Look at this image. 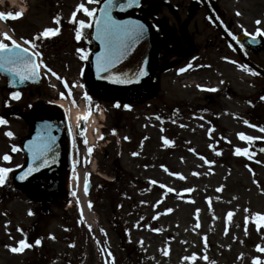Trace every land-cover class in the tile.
<instances>
[{
    "label": "rangeland",
    "instance_id": "374dc122",
    "mask_svg": "<svg viewBox=\"0 0 264 264\" xmlns=\"http://www.w3.org/2000/svg\"><path fill=\"white\" fill-rule=\"evenodd\" d=\"M19 1L23 13L17 8L10 10L6 2L0 7L6 14L8 10L21 12L12 24L1 23L0 33L10 30L17 40L21 37L31 39L45 27L57 26L53 18L59 14L61 32L55 37L38 40L37 44L42 49L44 62L69 84L66 88L62 81L49 74L58 82L59 94L63 92L64 98H71L68 93L72 83L82 82L87 77V63L79 59L72 44L74 23L70 22L71 14L81 0ZM220 7L228 13L246 8L250 11L246 13L248 22L253 16L262 19L261 28L264 29V15L260 13L264 4L258 0H228L220 2ZM76 19L87 20L88 17L80 11ZM42 78L40 87L30 90V97L23 94V102L31 104L35 99L40 102L52 99L49 80L45 75ZM3 84L0 79V86ZM182 84L175 81L172 72L165 73L161 77L159 94L153 101H138L136 95L111 91L102 94L101 100L100 94H96L92 98L94 106L86 102L89 113L100 109L104 119L100 123V139L93 141L90 154L81 135L75 140V158L79 161L75 172L79 179L74 181L88 174L92 188L85 195L88 202L93 203L87 208L91 224L79 219L81 209L77 204L68 209L66 216L67 224L76 235L74 251L79 264H209L203 259L205 255L216 264H252L255 256L264 261V253L255 247L257 244L264 246V225L257 231L252 219L256 212L264 214V156L253 152L249 142L240 140L237 135L244 132L264 137V132L248 127L243 117H221L218 129L211 133L205 114L190 117L180 108L179 115L172 117V106L179 107L184 101V94L177 93L182 90ZM117 103L120 107H130L115 108ZM255 118L246 120L250 124H259L264 121V114L261 119ZM5 130H11L14 136L7 138L3 134ZM24 133V125L10 119L9 125L0 133V157L9 154L11 145L16 144L15 139ZM91 134L93 138L96 136L94 129ZM162 137L170 139L172 144L166 145ZM254 142L264 144V139ZM237 147L249 148L252 158L235 154ZM80 148L84 149L82 155ZM133 152L138 154L132 155ZM13 153L12 160L7 163L0 159V166L17 168L22 156ZM205 160L214 163H205ZM92 163L105 178L90 172ZM151 180L157 183L152 184ZM167 188L174 191L168 192ZM187 188L193 191L185 192ZM1 194L0 189L2 202ZM169 208L173 211L167 212ZM35 210L16 194H12L5 205H0V264L25 263V251L13 253L6 245L18 246L27 224H32L35 219ZM230 210L234 215L229 220L227 213ZM30 211L32 214L28 216ZM246 216L249 217L247 235ZM6 222H10L7 230ZM48 224L43 242L51 250L66 253L69 239L62 231L58 232L63 229V224L58 221L51 224L47 219ZM18 227L22 231H18ZM156 228L162 231L152 230ZM53 236L57 243L51 240ZM192 253L197 254L195 261L183 260ZM53 264L60 263L56 260Z\"/></svg>",
    "mask_w": 264,
    "mask_h": 264
},
{
    "label": "flooded vegetation",
    "instance_id": "af4514ba",
    "mask_svg": "<svg viewBox=\"0 0 264 264\" xmlns=\"http://www.w3.org/2000/svg\"><path fill=\"white\" fill-rule=\"evenodd\" d=\"M160 1H166L170 5L161 8L158 15L150 13L146 16L159 34L161 43L158 56L159 70L154 77L153 87L147 95L141 97L142 100L147 97L151 100L156 99L161 88L162 75L172 72L175 81L184 83L181 86L182 90L177 91L184 94V101L179 107L172 106L170 109L172 117L179 115L180 108L183 109L184 115L190 117L205 114L206 124L215 131L221 117L237 119L243 117L246 120L255 118L256 114L255 119H261L264 114V99H261L264 97V35L256 36L258 42L253 43L250 42L252 38L244 31L246 29L248 33H254L257 27H261V24L255 23L257 19L253 16L248 22L246 13L249 10L246 8L240 12L228 13L220 7V2L228 0H205L216 26L199 0L152 2ZM263 2L264 0L259 1L260 4H264ZM164 11L166 14H160ZM237 12L240 15H237ZM262 12L263 10L260 12L261 16ZM9 23L12 24L13 21L10 20ZM162 25L169 30V36H166L165 31H161ZM229 33L235 35L240 43L233 40ZM241 44L244 45L243 48ZM166 65L168 66L165 67ZM240 65H247L257 74L245 71ZM182 68L185 71H179ZM198 85L202 87H197ZM213 88L216 91L209 90ZM3 90L5 89L1 88V92ZM172 91L174 94V90ZM24 92L28 96L31 94L28 90ZM3 102L0 104L1 115L6 113V105ZM21 106L28 107L29 104L23 102ZM255 125H257L255 129L259 130L264 127V121ZM4 195L5 199L10 198L7 190L4 191ZM67 215L68 211L62 206L53 209L39 208L36 211L33 223H28L23 232V238H27L33 245L26 248L27 258L24 264H53L56 260L60 264H79L73 246L76 235L67 224ZM47 219L51 220V224H55L56 221L63 224L61 226L63 229L58 232L62 231L69 239L66 253L51 250L43 242L49 226L46 225ZM36 239L41 240L39 245L35 244ZM51 240L58 242L53 238Z\"/></svg>",
    "mask_w": 264,
    "mask_h": 264
},
{
    "label": "snow or ice",
    "instance_id": "6c2138e0",
    "mask_svg": "<svg viewBox=\"0 0 264 264\" xmlns=\"http://www.w3.org/2000/svg\"><path fill=\"white\" fill-rule=\"evenodd\" d=\"M88 5H100V6H92L89 7ZM140 0H103L101 5V0H81L80 3L76 5V10H74L71 14L70 22L76 25L75 31V39L80 41L82 38H87V31L86 29L95 28V31L92 33L95 40L99 41L100 43V51L95 53V65H96V73L99 76L101 73H107L104 75L103 79H111L112 82L116 84H129L132 83L134 80L139 81L141 77H144L148 74L146 67L138 66L134 72H120L117 70V65H120L122 61H124L130 54V52L136 47V45L143 39L145 36L148 28L147 26L141 22L140 20L136 19H117L116 16L113 15L114 9H119L121 12L126 11L134 6H139ZM82 11L83 14L88 17L87 20L79 19L77 20V12ZM237 15H240L237 12ZM5 13L0 12V18H3ZM7 16H12L13 18L20 17L21 12L17 11L14 14L9 12ZM54 22L57 26L55 27H45L41 32L36 34L31 39H26L21 37L19 40L13 37V35L9 34V32H3L0 34V72H7L13 77V81L15 83L23 84L27 80H36L41 76V69H44L43 75L47 76L51 74V76L56 77L58 80H61L65 87H69L68 82L63 78L60 77L58 73H56L52 68L48 67V65L44 62L41 58L42 53L38 50L39 45L37 44L38 40H43L47 38H51L55 35H58L61 32L60 28V20L61 17L59 14L55 16ZM257 25L261 24V20L257 19L255 21ZM245 34L249 35L252 39L250 42H258L256 41V36L264 35V29L261 27H257L254 33H248L245 29ZM229 35H232L229 33ZM232 39L236 40L237 43H240L237 40L235 35H232ZM90 42V41H89ZM241 48L244 47L243 44L240 45ZM77 54L79 55V59L82 61H86L89 59V49L86 48H77ZM195 59V58H193ZM227 59V58H225ZM235 63V61H233ZM191 66V65H189ZM245 71H251L252 74H257L254 70L249 69L247 65H240ZM179 71H185L184 68L180 69ZM83 74V70H82ZM12 81H10L11 83ZM15 86V84H14ZM55 87V85H52ZM197 87H202L198 85ZM210 91H216V89H209ZM20 92L12 91L10 93V97L13 99H20ZM62 97L65 95L63 92L60 94ZM68 95H71L69 91ZM84 99L91 103L92 97L88 95L87 92L84 93ZM264 99V97H261ZM119 107L120 105L117 103L116 105ZM124 107L128 108L130 105H124ZM88 114L86 113L83 117H78V119L82 121H86ZM160 119V117H157ZM9 121L5 119L3 116H0V125H7ZM245 124H248L250 127H257V125L250 124L249 121L245 120ZM72 129L69 127V132L71 133ZM115 132V130H113ZM213 129H209L211 133ZM260 132H264V127L259 129ZM5 135L9 138L14 136V133L11 130L5 132ZM80 135H84V131H80ZM239 139L242 141L249 142V146H251L252 142L258 139H264V137H257L252 135H246L244 132H239L237 134ZM125 139H129L125 137ZM164 143L172 144V141L167 139L166 137H162ZM56 142V136L53 135V126L51 124L45 123L41 129H39L34 137L29 140L24 147L27 149L28 153L30 154V162L28 163L27 170L22 172L19 175L20 180L26 179L28 175L32 172L38 171L41 168H44L48 165L50 159H54V156L51 154L53 153L54 145ZM85 143L87 141L85 140ZM92 148L89 147L87 149L88 153L92 152ZM11 151L16 152L18 151V146L16 144L11 145ZM264 151V149H261ZM138 153L133 152L132 155H137ZM219 154V153H218ZM235 154L237 155H245L248 156L250 159L252 158V153L249 152V148H235ZM3 161H10L12 157L5 153L2 157H0ZM78 159H73L72 166H73V178L79 179L76 175L75 169L78 163ZM87 162V161H85ZM205 163H214L212 161L205 160ZM260 163V161H257ZM19 167V165H17ZM167 170V169H165ZM12 172V168L0 166V186H3L6 181L8 180L9 173ZM173 175L180 176L179 173H173ZM183 178V177H181ZM84 190L85 193L88 191L89 185V178L88 174L84 177ZM152 184H156V180H151ZM164 187V185H161ZM168 192H173V188H167ZM185 192H191L193 189L187 188L184 189ZM75 195V192L72 193ZM91 207V202L89 203ZM167 212L173 211L171 208L166 209ZM199 209H197V213H199ZM248 212V209H245ZM29 214H32L31 211ZM234 212L228 211L227 218L230 220L233 217ZM143 219V218H141ZM153 219H156L154 216ZM249 217H245V234L247 235V222ZM252 219L255 221V225L257 231L260 230L261 226L264 225V214L260 212H256L252 214ZM10 222H6V230L7 224ZM199 227V224H197ZM18 231H22L18 227ZM153 231L159 232L162 229L156 228L152 229ZM103 231V230H102ZM227 227L225 228V234H227ZM55 239V237H52ZM206 241V237H205ZM41 243L40 239L35 240V244L39 245ZM142 243V241H141ZM18 246H7L10 247L13 253H19L24 251L26 248H30L33 245L30 244L27 238L20 239L17 242ZM74 246V245H73ZM205 247L207 244L205 243ZM256 250L260 253H264V246L260 244L255 245ZM165 255L168 253L165 251ZM243 255V254H241ZM197 259V254L192 253L191 256L183 257L185 261H195ZM204 260L209 261V264H216L214 260H210V258L205 255L203 257ZM252 264H264V261L261 260L260 256H255L252 258Z\"/></svg>",
    "mask_w": 264,
    "mask_h": 264
},
{
    "label": "water",
    "instance_id": "95a60500",
    "mask_svg": "<svg viewBox=\"0 0 264 264\" xmlns=\"http://www.w3.org/2000/svg\"><path fill=\"white\" fill-rule=\"evenodd\" d=\"M144 0H140L139 6H134L121 12L119 9H114L113 15L117 19H136L143 22L148 30L143 39L130 52L129 56L117 65V70L120 72L128 71L134 72L138 66H144L148 74L141 77L139 81H133L129 84H116L111 79H103L107 73H101L99 76L96 73L95 53L100 51V43L92 36V40L96 44V51L90 57V65L92 67L91 79L95 83L107 86L113 89L126 90L130 92H137L147 88L151 82L152 77L156 71V61L158 54V38L153 32L150 23L140 15L136 14L138 8L143 4ZM103 1L101 2L102 5ZM159 5H154L148 8L154 9L157 12ZM95 31V28L93 32ZM9 81H13V77L7 72H0ZM36 80H27L22 85L37 84ZM19 83H15L14 87H19ZM11 115L20 117L28 127V133L25 137L20 139V149L24 153V162L21 168L12 171L9 175V183L12 189L18 191L33 203L50 204L64 201L67 197L66 188L68 175L70 170L69 164V140L67 128L60 111L55 107L47 104H39L30 109L28 113L22 114L12 110ZM53 126V135L56 136L53 153L54 159H50L46 167L32 172L24 180H20L19 175L27 170L30 162V154L24 145L32 139L39 129L45 124ZM90 185H88V189Z\"/></svg>",
    "mask_w": 264,
    "mask_h": 264
},
{
    "label": "bare ground",
    "instance_id": "6f19581e",
    "mask_svg": "<svg viewBox=\"0 0 264 264\" xmlns=\"http://www.w3.org/2000/svg\"><path fill=\"white\" fill-rule=\"evenodd\" d=\"M0 2H8L10 6L18 7L19 9L22 10V8L20 7L21 5L19 3V0H0ZM57 104L58 106H60V108L66 115L67 121L70 124L71 128H75L81 122H83L82 120L78 119V117H83L87 113L88 114L87 120L84 121L86 123L85 131H84V140H86L88 144H91L93 141H98L100 139V129H101L100 123L103 121V118H104V114L102 112H99L97 114L96 113L90 114L87 112V110L82 105L78 107L71 106L64 101H58ZM92 129H94L96 133V136L94 138L91 134ZM91 171L101 176L102 178H105L102 173L97 171V169L95 168V165H92ZM83 181L84 180L82 177L79 181L75 182L73 178V172H72L71 177H70V182H69L72 193L75 192V195H73L72 202L77 204L78 207L81 209L83 213L84 222L86 224L88 223L91 224L90 220L92 218L88 214V211L85 205L87 198L82 191Z\"/></svg>",
    "mask_w": 264,
    "mask_h": 264
}]
</instances>
